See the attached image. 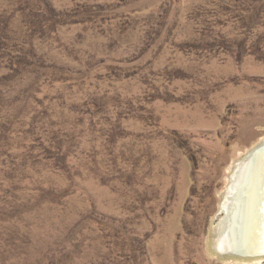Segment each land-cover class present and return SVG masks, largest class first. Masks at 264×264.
Returning a JSON list of instances; mask_svg holds the SVG:
<instances>
[{
	"label": "rangeland",
	"instance_id": "obj_1",
	"mask_svg": "<svg viewBox=\"0 0 264 264\" xmlns=\"http://www.w3.org/2000/svg\"><path fill=\"white\" fill-rule=\"evenodd\" d=\"M262 141L264 0H0V264H229Z\"/></svg>",
	"mask_w": 264,
	"mask_h": 264
},
{
	"label": "bare ground",
	"instance_id": "obj_2",
	"mask_svg": "<svg viewBox=\"0 0 264 264\" xmlns=\"http://www.w3.org/2000/svg\"><path fill=\"white\" fill-rule=\"evenodd\" d=\"M251 151L231 165L229 184L220 206L222 217L210 233L211 256L224 263L264 262V257L241 259L235 255L244 250L253 253L258 247L264 252V150L253 154Z\"/></svg>",
	"mask_w": 264,
	"mask_h": 264
},
{
	"label": "water",
	"instance_id": "obj_3",
	"mask_svg": "<svg viewBox=\"0 0 264 264\" xmlns=\"http://www.w3.org/2000/svg\"><path fill=\"white\" fill-rule=\"evenodd\" d=\"M264 150V142L258 145L256 148H254L251 151V154L254 152H259ZM251 251V250H250ZM235 255H238L241 259H262L264 257V252L262 251V247L254 248L253 253L240 251V253H236ZM264 260V259H263Z\"/></svg>",
	"mask_w": 264,
	"mask_h": 264
}]
</instances>
